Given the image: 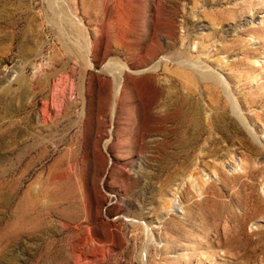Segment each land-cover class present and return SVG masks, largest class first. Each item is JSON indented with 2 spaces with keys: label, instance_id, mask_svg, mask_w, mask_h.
I'll use <instances>...</instances> for the list:
<instances>
[{
  "label": "rangeland",
  "instance_id": "rangeland-1",
  "mask_svg": "<svg viewBox=\"0 0 264 264\" xmlns=\"http://www.w3.org/2000/svg\"><path fill=\"white\" fill-rule=\"evenodd\" d=\"M179 63L230 92L214 155L169 114ZM197 176L264 228V0H0V264H230L185 217Z\"/></svg>",
  "mask_w": 264,
  "mask_h": 264
},
{
  "label": "bare ground",
  "instance_id": "bare-ground-1",
  "mask_svg": "<svg viewBox=\"0 0 264 264\" xmlns=\"http://www.w3.org/2000/svg\"><path fill=\"white\" fill-rule=\"evenodd\" d=\"M103 1L104 3L107 2V0ZM154 43V47H159V44H157L159 42L157 40ZM183 55L184 54H181L180 56ZM162 69L161 71L167 73L168 75H170L171 73L172 75H177L180 77V89L175 92V99H172V96L169 98V100L167 101V106L173 107V112L169 114L175 115L178 118V126L180 129V133L183 136V140H181L183 143V149L185 151H188L187 149L190 148L192 142L195 143L194 141H198L202 133L208 132L209 128H211L212 131L210 130L208 132V142H210V144L212 145L209 153H211L212 155L216 154L219 150L220 141L219 138H216L212 132L217 130L216 123L221 121V119L225 115L224 111L227 112V110H229V107L232 106L231 102L233 101L230 102L228 100L230 92H228L226 88L220 86V82L215 77V75L210 71L205 70L204 68V70H200L199 67H192L184 63H179L178 69L175 68L178 71L172 72L171 70V72L168 73L169 70L166 72L167 69L165 70L164 67ZM156 71L157 70L155 69L154 73H156ZM193 72L197 73L202 78L204 87L199 88L197 86L196 82L198 80L196 76L193 75ZM124 75H126L127 77V74L124 72V70L121 71L120 69L118 73L116 72L113 74V79L116 82L117 88L119 89L121 86H123L122 81L124 79ZM200 99L208 101V105L214 110L212 118H205L204 122ZM238 103L241 104L240 101H238ZM251 146L254 145L252 144ZM254 148H257V146ZM204 158L205 156L202 157L200 165H202V163L204 162ZM183 164H185L187 167L191 166L190 162H184ZM256 173L257 172L255 171H250L246 173V176L255 177ZM218 175L221 179L223 172L219 169ZM240 177V174L233 176V181H237L238 179H240ZM196 180L197 183L195 185L192 181L189 186L192 188H196L198 191H201L202 196L204 195V197L200 201H197V205L200 206V210L198 212L194 213L191 211L189 206L185 207L186 219L190 221L195 220L198 222L197 228L199 234H201V239L208 247L212 248L213 256H216L217 249H223V257L227 259V262L230 261V264H252L253 261L261 253V248L258 246L259 239L251 238L253 236L263 234L264 228L261 226L258 227L257 231L252 232L251 236L245 239L241 235V229L243 228V226H234L233 223L236 220V216L228 214L230 210L233 209L231 201L230 204L229 202H222L218 199L222 194L214 183H210L206 187H204L203 183L199 182L200 176H197ZM239 187L240 190L243 191L246 195L247 208L246 212H244L243 215L247 216V213L252 212L250 219L252 220L258 218L261 214L260 209H253L252 211L250 210L253 206L251 201L252 186L247 182H242L239 184ZM185 193L187 194L188 192L184 191L181 195L183 202L186 200ZM210 194H213L214 197H211ZM233 194H235V192ZM244 222H247V217H245Z\"/></svg>",
  "mask_w": 264,
  "mask_h": 264
}]
</instances>
